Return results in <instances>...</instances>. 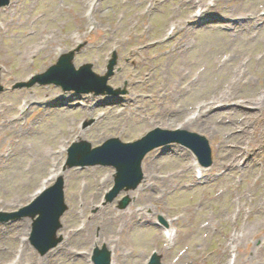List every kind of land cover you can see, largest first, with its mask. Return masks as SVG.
Returning <instances> with one entry per match:
<instances>
[{
    "label": "rangeland",
    "instance_id": "obj_1",
    "mask_svg": "<svg viewBox=\"0 0 264 264\" xmlns=\"http://www.w3.org/2000/svg\"><path fill=\"white\" fill-rule=\"evenodd\" d=\"M255 15L261 19L254 23L249 18ZM48 38L51 52L44 48ZM80 44L75 66L92 63L99 74L118 52L107 83L126 93H77L40 83L13 88ZM0 67V151L7 150L0 211L19 210L44 182L54 183L50 177L65 175L69 208L58 230L64 240L48 251L50 264H93V249L103 245L113 252L121 247L122 264H149L154 251L162 264H230L233 255L231 264H264V104H248L264 102V0H12L0 9ZM49 95L51 101L38 103ZM26 100L30 110L17 119ZM169 104L174 108L166 111ZM196 114L200 123L188 130L208 137L214 166H221V175L204 183L196 182L194 153L177 143L145 157L142 200L138 187L106 203L114 167L64 168L65 149L74 140L93 146L109 137L132 141L154 127L177 128ZM243 146L241 162L229 164ZM126 195L131 202L122 209ZM11 198L16 201L7 202ZM132 210L145 217L120 234L123 221L116 215ZM147 215L152 222L146 223ZM114 219L115 236L108 237ZM31 224L0 235V247L14 252L26 241L43 259L28 239ZM163 228L178 230L174 242L159 236ZM69 230L75 234L64 251ZM83 233L90 241L80 238ZM98 236L102 240L95 241Z\"/></svg>",
    "mask_w": 264,
    "mask_h": 264
},
{
    "label": "water",
    "instance_id": "obj_2",
    "mask_svg": "<svg viewBox=\"0 0 264 264\" xmlns=\"http://www.w3.org/2000/svg\"><path fill=\"white\" fill-rule=\"evenodd\" d=\"M9 2L10 0H0V7ZM73 57V51L62 55L56 65L50 67L44 75L37 78L44 83L55 82L62 84L66 88H75L80 91L92 90V86L80 85L78 83L72 84L68 80L73 79L71 77L72 75L79 76L82 73L96 79H101L103 81V87L107 88L106 81L114 72L113 67L116 63V58L111 60L107 74L99 76L91 71V64L82 66L78 71L75 70L72 63ZM49 75H52V77L45 80V77ZM36 79L29 83H17L15 86L31 85ZM80 79L84 78L82 77ZM2 89L3 86L0 85V91ZM169 141H179L191 147L198 154L204 165H209L212 162L209 143L205 137L187 130L171 131L156 128L143 138L131 143L122 142L119 138H110L103 145L92 149V145L88 141L75 142L69 148L67 165L69 167L86 164L115 165L118 170L115 186L107 196L111 200L124 187L130 189L138 186L143 178L142 160L145 154L153 147ZM63 185V178L60 177L55 185L41 194L30 206L23 208L18 213H10L2 217L6 219L20 215L35 217L39 214V217L34 220L32 242L42 253L54 246L61 238H56V232L61 227L60 218L67 208L64 201ZM128 202L129 197H125L121 206L125 207ZM94 259L96 264H110V251L106 247L97 249ZM151 263L160 264L159 257L154 255Z\"/></svg>",
    "mask_w": 264,
    "mask_h": 264
},
{
    "label": "bare ground",
    "instance_id": "obj_3",
    "mask_svg": "<svg viewBox=\"0 0 264 264\" xmlns=\"http://www.w3.org/2000/svg\"><path fill=\"white\" fill-rule=\"evenodd\" d=\"M89 4H93V3H91V1H89L88 2ZM94 10H93V12H96L97 10H96V5L94 6V8H93ZM200 12V15H202L203 14V12L204 11H202V10H200L199 11ZM199 12H197L196 14H198ZM245 16H243V17H241V22L240 23H242V24H244V22H245ZM249 19H253V21L252 22H257L258 20H260L261 19V17H260V15H255V16H253V17H250ZM239 22V21H238ZM234 24V23H233ZM241 24V25H242ZM237 27L238 26V24H236V25H234V27ZM50 42H51V40L48 38V39H46V43H45V45H44V48L45 49H50L49 50V52H51L53 49H54V46H52L51 44H50ZM63 98H60V100H62ZM49 101H51V99H50V95L47 97V98H43L42 100H40L38 103L41 105L42 103H44V102H49ZM30 102L28 101V100H26V104H25V106H21L20 108H19V111H20V113L18 114V117H17V119H20V116L25 112H27V111H29L30 110V107L31 106H28V104H29ZM67 104V103H66ZM248 104H253V105H256V106H258V105H260L261 106V108L263 107V104H264V102H262V101H260L259 100V98H255V99H251L249 102H248ZM68 105V104H67ZM28 106V107H27ZM49 106V105H48ZM47 106V107H48ZM51 106H58V104L56 103L55 105L54 104H52ZM128 107V106H127ZM241 107L242 108H244L245 106L244 105H241ZM172 108H174L171 104H169V106H167L166 108H165V110L167 111L168 109L170 110V109H172ZM54 109L55 110H58L59 109V107H54ZM124 110V109H123ZM199 111H200V109H199ZM5 123V122H4ZM198 123H200L199 122V118H198V114H196L195 116L193 115V116H189L188 117V119H186L185 120V122H184V124H181V125H179L178 127H186V128H189L190 126H189V124L190 125H196V124H198ZM8 125V124H7ZM29 127V126H28ZM27 128V126L26 125H23L22 127H21V129L22 130H24V129H26ZM248 130V129H247ZM247 130H244V131H247ZM247 133H249L248 131H247ZM24 147V146H23ZM237 149V152H238V155L236 156V158H234L233 160H231V162L229 163V164H234V163H240L241 162V157H242V155L244 154V153H246L247 152V148L245 147V146H243V147H237L236 148ZM8 150H9V147H8ZM6 149H4V150H2V151H0V165L3 163V158H4V156H5V153H6ZM244 160V159H243ZM227 162H229V161H227ZM229 164H224V166L226 167L227 165H229ZM215 165V164H214ZM213 165V166H214ZM211 166L210 168H206L207 170H203V169H205L204 167H201L200 166V164L197 162V160H196V157H193V162H192V164H191V167L194 169V173L197 175L198 173H200V175H197L198 176V178L200 177V179L202 178V179H204V180H206V179H208L207 177H211V176H213V175H216V173H214V172H217L216 170L218 169V168H221V166L220 165H218V168H216V166ZM213 167V168H212ZM198 168L200 169V171L198 170ZM145 169V175H146V168H144ZM68 171H72L71 169H69ZM214 171V172H213ZM218 173V172H217ZM60 174V172L59 173H57L56 175H59ZM56 175L54 174L51 178H49V180L50 179H53V178H55L56 177ZM197 179V178H196ZM47 184V181L46 182H44L43 183V185H41V187L42 186H45ZM42 188H40L39 190H37L34 194H32L31 195V198L32 197H34L35 195H37L38 194V192L41 190ZM147 187L145 186V185H143V186H141V188L139 187V189H138V191L140 192V194H139V199L140 200H142V198L141 197H146V195H147ZM16 201V199L15 198H11V199H9L7 202H9V203H13V202H15ZM132 209V208H131ZM130 209V210H131ZM145 216L144 215H142V214H139L138 213V211L137 210H132V211H130V212H128V211H126V212H120L118 215H116V218H120V220H122L123 222H122V225H120V229H119V233L121 234V232L125 229V228H127V227H130V224L131 223H133L134 221H136V220H139V219H142V218H144ZM64 219L65 220H67V217H66V215L64 216V218H62V222H63V224H64ZM119 220V221H120ZM118 221V222H119ZM145 221H147L146 223H148V222H152V220L150 219V217H149V215H147V217H146V219H145ZM31 222V219L30 218H24V219H22V220H17V221H15V222H13L12 224L10 223V222H7V223H2V224H0V235H5V236H8V235H10L13 231H16V230H20V229H26V227L28 228L29 227V229H30V223ZM113 225L106 231V234H107V236L108 237H113V236H115L114 234H113V231L116 229V225H117V223H116V220L114 219L113 220V223H112ZM86 227V226H85ZM69 229V228H68ZM163 230V232L162 231H160L158 234H159V236H165V238H168V240H170L171 242H174V240H175V238H176V234H177V231H176V234L173 236V233L172 232H170V234L169 235H167L166 233H165V231L167 230L166 228H163L162 229ZM15 233V232H14ZM74 234H75V232H73L72 230H69V232H66V241L62 244V245H65L66 243H67V240H68V242H69V240H71L72 238H73V236H74ZM11 237H13V236H11ZM87 237V238H86ZM243 237H245V235H242V238ZM0 238H2V236L0 237ZM81 239H85V241H90V238H89V234H86V233H83L82 235H81V237H80ZM112 239V238H111ZM94 240L95 241H97V240H102V237L101 236H98L97 238H95L94 237ZM113 240H110V242H112ZM30 247H32L30 244L28 245L27 244V242L25 241L24 243H23V245L21 246V248L20 249H18L17 250V248H15V250H14V252H11L10 251V247H5V246H1L0 247V259H3V261H0V264H3L4 263V257H6L7 255H9L10 257V259H6L7 261H10L9 263H7V264H36V263H38L39 262V259H40V257H36V256H34V254H33V251H31L30 250ZM63 249H64V251H66L67 250V244L63 247ZM121 251V247H119V246H116V250L114 251V257H113V263L112 264H122V262H123V259H124V256H123V253H121L120 252ZM234 258V256H232V259ZM232 259H231V261H232ZM5 260V261H6ZM44 260H46V261H44ZM237 260V259H236ZM54 260L52 259V257H48L46 254H45V256H44V258L43 259H40V264H50V263H52ZM231 261L229 262V263H231Z\"/></svg>",
    "mask_w": 264,
    "mask_h": 264
}]
</instances>
